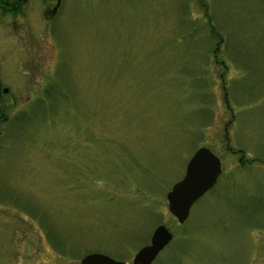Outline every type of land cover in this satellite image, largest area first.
Listing matches in <instances>:
<instances>
[{
	"label": "rangeland",
	"instance_id": "rangeland-1",
	"mask_svg": "<svg viewBox=\"0 0 264 264\" xmlns=\"http://www.w3.org/2000/svg\"><path fill=\"white\" fill-rule=\"evenodd\" d=\"M59 6L0 10V264H132L160 223L151 264H264V0ZM200 146L222 173L178 222Z\"/></svg>",
	"mask_w": 264,
	"mask_h": 264
},
{
	"label": "water",
	"instance_id": "water-1",
	"mask_svg": "<svg viewBox=\"0 0 264 264\" xmlns=\"http://www.w3.org/2000/svg\"><path fill=\"white\" fill-rule=\"evenodd\" d=\"M7 87L4 88V91ZM221 171L220 158L206 146L198 147L188 159L183 176L166 193L168 209L178 222H183L192 204L216 182ZM172 232L163 223L157 224L150 241L132 257V264H150L158 252L172 239ZM80 264H128L100 251L85 253Z\"/></svg>",
	"mask_w": 264,
	"mask_h": 264
},
{
	"label": "flooded vegetation",
	"instance_id": "flooded-vegetation-1",
	"mask_svg": "<svg viewBox=\"0 0 264 264\" xmlns=\"http://www.w3.org/2000/svg\"><path fill=\"white\" fill-rule=\"evenodd\" d=\"M27 2H29V0H0V10L4 13H7L10 16L11 19L10 23H13L11 24V27H14V25L16 26L17 25L16 23H18V21L20 20L19 17L24 15ZM59 2L60 0H35L36 8L33 11L34 14H32V17L30 16V18H33L38 22H39L38 19H40V22H43L45 25L50 24L51 21L54 22L55 21L54 18L57 16V12L60 7ZM34 16L36 18H34ZM26 21L27 20H20L19 23L24 25L27 23ZM36 28L39 27L36 26ZM45 29H47V27ZM1 92H4V87L2 89L0 88V93ZM238 159L241 160V156H239ZM221 173H222V163H221V171L218 174L217 179L219 175H221Z\"/></svg>",
	"mask_w": 264,
	"mask_h": 264
},
{
	"label": "trees",
	"instance_id": "trees-1",
	"mask_svg": "<svg viewBox=\"0 0 264 264\" xmlns=\"http://www.w3.org/2000/svg\"><path fill=\"white\" fill-rule=\"evenodd\" d=\"M0 118H1V116H0Z\"/></svg>",
	"mask_w": 264,
	"mask_h": 264
}]
</instances>
